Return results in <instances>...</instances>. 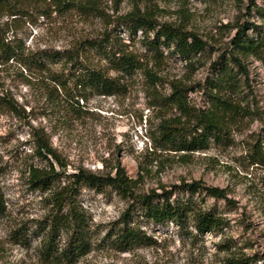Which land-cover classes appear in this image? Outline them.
Segmentation results:
<instances>
[{"label": "rangeland", "instance_id": "1", "mask_svg": "<svg viewBox=\"0 0 264 264\" xmlns=\"http://www.w3.org/2000/svg\"><path fill=\"white\" fill-rule=\"evenodd\" d=\"M134 1L141 7L150 1L157 6L160 21L183 22L207 41L192 71L185 60L174 55L155 66L162 79L157 86L160 93L169 91V79L180 78L194 85L188 97L198 106L207 103L201 86L210 72L211 60L232 34L235 19L242 16L259 25L263 20L255 11L248 14V0H121L117 9L114 0H98V14L82 13L76 8L59 12L51 0H25L18 14L4 13L0 23L7 38L21 44L24 52L43 47L61 49L84 35L112 27L116 16L129 10ZM255 1L264 6V0ZM183 11L189 13L186 21ZM118 32L127 42L132 37L134 46L144 50L139 42L140 31L134 36L125 29ZM246 65L252 93L264 115V63L250 55ZM51 67L61 68L59 62ZM46 75V70L34 63L0 57V95H7L15 106L0 101V194L6 204L5 214L0 217V264H34L36 260L37 240L15 243L9 230L22 221L32 223L31 219L43 212L40 193L25 183L27 167L45 163L35 154L37 136L42 133L49 135L65 164L55 163L56 167L65 171L83 166L99 173L113 172L119 162L129 176L143 175L138 190L169 186L181 179H201L225 187L233 203L206 196L205 204L228 218L224 233L232 238V249L252 255V264H264V165L251 163L247 154L261 125L258 119L235 129L229 144L213 142L192 153L155 149L149 128H154L160 116L178 110L151 104L154 92L142 72L121 75L123 86L118 92L88 95L79 99L80 106L54 97ZM80 198L101 231L125 205V200L113 191L100 193L83 188ZM144 227L156 240L153 244L122 252L93 249L75 264H223L218 233L197 234L192 226L179 227L170 221H145Z\"/></svg>", "mask_w": 264, "mask_h": 264}, {"label": "trees", "instance_id": "2", "mask_svg": "<svg viewBox=\"0 0 264 264\" xmlns=\"http://www.w3.org/2000/svg\"><path fill=\"white\" fill-rule=\"evenodd\" d=\"M24 1L0 0V16L18 14ZM120 1L114 0L115 9ZM51 3L59 12L74 8L82 13L98 14L101 11L98 0H51ZM156 8L150 1L143 7L134 1L129 10L116 16L112 27L84 35L72 46L61 49L43 47L24 52L21 44L7 38L0 23V57L5 61L17 58L45 69L51 83L49 92L70 104L72 101L78 104L79 99L88 95L118 92L123 86L121 75L142 72L154 92L151 104L178 110L173 115L160 116L154 128H149L155 149L192 153L208 148L213 142L229 144L235 129L256 118L261 125L247 154L251 163L264 165V115L252 93L246 65L250 55L264 63V6L255 0H248L246 5L248 14L255 11L263 19L260 25L242 16L231 25L234 30L224 48L211 60L210 72L201 86L206 95L204 106L190 102L188 92L194 85L180 78L168 80L167 93L158 90L162 79L155 66L174 55L185 60L192 71L207 41L183 22L160 21ZM188 14L182 12L184 21ZM118 29H125L129 36L140 31L139 42L144 50L134 46L132 37L133 42L125 41ZM58 62L61 68L53 69L51 64ZM112 71L115 74H111ZM0 101L15 108L5 94L0 95ZM35 154L45 163L30 164L25 183L29 189L40 193L43 212L32 218V223L22 221L9 230L15 243L37 240L34 264H75L93 249L122 252L151 245L156 240L144 227L145 221L155 224L170 221L179 227L192 226L197 234L218 233L217 247L224 251L223 264H252L254 261L252 255L232 249V238L224 233L228 218L205 204L206 196L233 203L225 187L207 184L201 179H181L169 186L138 190L137 183L143 175L129 176L119 162L113 166V172L99 173L83 166L65 171L56 167L55 163L65 164L61 163L45 133L37 136ZM83 188L100 193L113 191L125 200L119 214L107 222L102 231L81 201ZM5 210V200L0 194V217Z\"/></svg>", "mask_w": 264, "mask_h": 264}]
</instances>
